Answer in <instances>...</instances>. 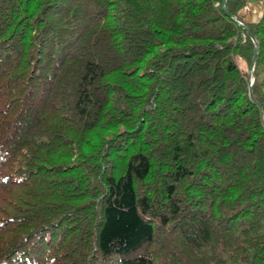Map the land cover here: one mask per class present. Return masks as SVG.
<instances>
[{"label":"trees","instance_id":"16d2710c","mask_svg":"<svg viewBox=\"0 0 264 264\" xmlns=\"http://www.w3.org/2000/svg\"><path fill=\"white\" fill-rule=\"evenodd\" d=\"M224 7L0 0V264H264V0Z\"/></svg>","mask_w":264,"mask_h":264},{"label":"rangeland","instance_id":"374dc122","mask_svg":"<svg viewBox=\"0 0 264 264\" xmlns=\"http://www.w3.org/2000/svg\"><path fill=\"white\" fill-rule=\"evenodd\" d=\"M260 11H261L260 2L258 3V1H257L254 3L253 2L248 3L246 5V8L241 11L242 19L244 21L254 20L260 14ZM237 61H238L240 68L242 69V71L247 72L249 69L248 66L239 58H237ZM249 67H250V63H249ZM250 77H251V75H250Z\"/></svg>","mask_w":264,"mask_h":264},{"label":"water","instance_id":"95a60500","mask_svg":"<svg viewBox=\"0 0 264 264\" xmlns=\"http://www.w3.org/2000/svg\"><path fill=\"white\" fill-rule=\"evenodd\" d=\"M222 10H223L224 12H226L225 7H224V0H222ZM233 20H234L237 24H239L240 26H242L243 28H245V31H246V33H247L249 39L251 40V42L253 43V46H254L253 54H252V56H251V58H250V67H249V69H248V75L250 76L251 73H252V63H253L254 53L256 52L255 40H254V38H253V36H252L250 30L247 29V28L245 27V25L243 24L242 20H240L239 18H234ZM251 83H252V76L249 78V83H248V90H249V91H250V89H251Z\"/></svg>","mask_w":264,"mask_h":264},{"label":"built area","instance_id":"2783aa9c","mask_svg":"<svg viewBox=\"0 0 264 264\" xmlns=\"http://www.w3.org/2000/svg\"><path fill=\"white\" fill-rule=\"evenodd\" d=\"M262 123H263V125H264V118L262 119Z\"/></svg>","mask_w":264,"mask_h":264},{"label":"crops","instance_id":"0c3cea01","mask_svg":"<svg viewBox=\"0 0 264 264\" xmlns=\"http://www.w3.org/2000/svg\"><path fill=\"white\" fill-rule=\"evenodd\" d=\"M254 3V2H253Z\"/></svg>","mask_w":264,"mask_h":264}]
</instances>
